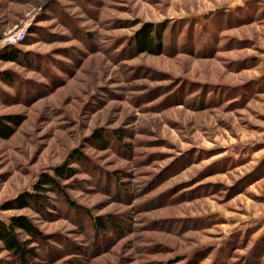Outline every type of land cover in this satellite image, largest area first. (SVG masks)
<instances>
[{"label": "rangeland", "instance_id": "rangeland-1", "mask_svg": "<svg viewBox=\"0 0 264 264\" xmlns=\"http://www.w3.org/2000/svg\"><path fill=\"white\" fill-rule=\"evenodd\" d=\"M24 30L0 221L45 235L29 264H264V0H0V54Z\"/></svg>", "mask_w": 264, "mask_h": 264}, {"label": "trees", "instance_id": "trees-1", "mask_svg": "<svg viewBox=\"0 0 264 264\" xmlns=\"http://www.w3.org/2000/svg\"><path fill=\"white\" fill-rule=\"evenodd\" d=\"M153 29H149L142 38H137L136 44L138 52L152 53L153 48L157 46L160 41L156 36L153 38ZM159 40V41H158ZM25 42V41H24ZM24 42L22 44H24ZM9 51L5 54H0V61L3 62H18L21 57L22 51L16 47H8ZM11 119L8 117L0 118V138H10L13 135V130L9 127ZM68 172V175H67ZM54 176L43 174L34 187L35 193H25L18 199L19 207L22 209L28 208L29 202H34L39 207H42L43 202L41 200L42 195L38 193H49L58 191L60 186L59 178L66 176H72L73 171L68 168L60 167L54 169ZM97 227L104 229L105 225L101 222H97ZM21 234H25L28 237L36 240L45 239V235L31 222L27 217H15L11 219L10 224H6L0 221V242L3 243L5 249L11 253L15 259L16 264H29L34 260L37 255V249L30 246L29 241L24 242L21 240ZM0 264H3L0 261Z\"/></svg>", "mask_w": 264, "mask_h": 264}, {"label": "built area", "instance_id": "built-area-1", "mask_svg": "<svg viewBox=\"0 0 264 264\" xmlns=\"http://www.w3.org/2000/svg\"><path fill=\"white\" fill-rule=\"evenodd\" d=\"M26 37H27L26 31L25 30L20 31L18 34L11 36L7 40V44L11 47H18L26 40Z\"/></svg>", "mask_w": 264, "mask_h": 264}]
</instances>
